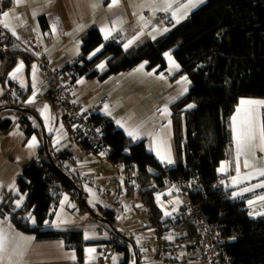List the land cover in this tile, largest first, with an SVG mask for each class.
Returning a JSON list of instances; mask_svg holds the SVG:
<instances>
[{
	"label": "trees",
	"instance_id": "1",
	"mask_svg": "<svg viewBox=\"0 0 264 264\" xmlns=\"http://www.w3.org/2000/svg\"><path fill=\"white\" fill-rule=\"evenodd\" d=\"M8 5L11 0H6ZM3 31L0 30V35ZM103 50L93 59L86 55L98 46ZM80 56L65 67L75 68L74 84L80 76L97 77L106 80L110 76L127 72L142 62L147 68H166L164 53L170 51L182 66L178 75L188 74L193 82L190 91L172 104L174 124V144L177 163L169 168V177L183 183L196 176L203 189L193 190L190 198L200 205L208 222L217 231L231 238L227 245L228 255L233 264H264V216L251 218L244 200L231 196L229 189L215 187L219 176L218 169L227 152L233 145L231 117L243 97L264 98V0H207L183 22L175 25L168 33L155 40H145L125 49L115 40L105 41L100 31L93 27L83 37ZM37 58L25 50L8 46L0 41V65L3 67L1 79L10 72L20 60L28 64ZM107 60L103 73L95 70L97 64ZM39 86V85H38ZM76 86H74L75 88ZM38 88V87H37ZM15 89V88H14ZM25 94V93H24ZM29 93L25 94L27 97ZM56 108L61 104L56 94L48 90L43 94ZM79 103V102H78ZM194 105L189 108L188 105ZM22 108H28L30 113ZM62 109V108H61ZM0 113L9 111L20 115V122L28 136L37 134L43 142V123L39 113L24 102L11 106H0ZM63 111V110H62ZM92 118L105 133L101 144L95 146L88 138L73 132L67 123L72 138L91 149L97 156L101 147H109L105 156L111 163L123 165L122 178H113L121 185L119 193L139 200L147 211L146 227L158 234L159 244L154 257L169 260L165 250L159 247L165 243L172 231L183 230L197 248L199 234L195 225L183 217L171 218L164 215L156 200V194L169 187L168 175L156 157L146 150L144 141L132 143L126 133L113 121L98 113ZM64 119V113H63ZM65 121V120H64ZM13 124L12 118L0 115V131L8 132ZM49 150L56 164L54 166L42 145L37 157L23 167L19 178L21 196L10 194L0 201V213L9 217L23 231L34 233L39 239H64L75 247L79 260L84 259L86 245L96 241L84 239L79 229H56L51 225L54 208L62 192L70 193L79 207L87 209L93 219L99 221L93 212L106 217L114 226L106 224L109 232L118 237L115 217L119 212L107 208L86 207L79 198L76 186L82 184L64 166V161L72 162L69 150L56 151L51 144V134L46 133ZM104 158V157H102ZM57 166L72 180L66 178ZM163 170L154 174L152 169ZM123 183V184H122ZM23 197V205L15 207V201ZM120 204L119 201H116ZM121 208V207H120ZM29 213L35 223L28 219ZM47 221V225L45 224ZM178 230V231H180ZM137 245L135 238H130ZM114 247L125 251L120 264H135L133 247L116 244ZM138 246V245H137ZM161 248V247H160ZM141 264L147 256L138 251ZM201 264V263H200Z\"/></svg>",
	"mask_w": 264,
	"mask_h": 264
},
{
	"label": "crops",
	"instance_id": "2",
	"mask_svg": "<svg viewBox=\"0 0 264 264\" xmlns=\"http://www.w3.org/2000/svg\"><path fill=\"white\" fill-rule=\"evenodd\" d=\"M206 1L204 0V3L190 9L187 17L179 23L186 20ZM165 2L166 0H120L118 7L110 9L111 0H19V3L16 0H11L5 7L6 0H0V30L3 31L0 41L3 40L8 46L25 50L34 55L36 48L43 47L50 66L64 67L80 56L83 37L93 27L100 31L104 39L101 28L105 25L111 27L114 21H122L115 25L116 30L112 32V35L104 40H115L122 43L123 47L129 40H134L131 45L133 46L145 40H155L168 33L175 25L179 24L172 19L171 12L181 10V6L188 0H167L172 3L173 7L168 11L160 10ZM93 3L97 7L93 8ZM4 12L10 13L8 18L3 17ZM141 17L143 20L140 19ZM5 19L9 23L8 28L4 27ZM168 20L172 22L168 24ZM53 24L57 26L55 33L52 32ZM78 26H81L79 30H77ZM164 29H168V31H163ZM13 30L15 35H13ZM136 37L138 39H134ZM97 48L88 53L86 58L89 59V56ZM102 50L103 47L91 59ZM167 53H170L173 60L180 66L178 70L170 71L169 61L164 55L166 60L164 69L156 67L150 70L147 68L148 62L145 61L130 71L114 74L106 80L83 75L78 78V81H83V83H77L73 92L84 111L110 118L118 128L126 133L132 143L144 141L146 150L152 153L161 165L173 167L177 163V155L171 106L190 91L193 82L188 74L178 75L182 66L170 51ZM21 62L24 64L23 70L18 74L17 79H12L9 74ZM101 63L105 65L103 69L98 67ZM142 64L144 65L143 70L137 72L136 70ZM17 65L5 75L4 79L0 77V106H11L24 102L39 113L46 133L51 134L52 147L56 151L69 150L72 153L73 161L66 160L63 164L73 176L79 179L89 205L95 209L101 207L119 212L114 223L117 230L126 231L131 236L133 235L138 244H144V250L141 252L147 258L141 264H200L197 260V248L192 246L193 240L180 238L186 235L180 229H178L180 231L173 230L170 235L173 238L166 239L165 243L160 246L161 248L159 247V249L165 250V256L169 257V260L153 256L157 252L159 238L158 234L145 225L147 218L145 207L134 197H126L123 193L116 196L114 194V188H121V185L113 178H122L123 165H115L106 157L97 158L91 149L72 138L70 129L63 119L62 109L59 106L52 107L43 93L37 92V87L42 80L38 58L34 57L29 64L25 60H20ZM32 65H37L35 77H33ZM2 69L3 67L0 65L1 75ZM106 69V59L95 67V70L100 73ZM148 73L153 74L147 75ZM183 77H187L188 82L177 83ZM33 84L36 85L35 88H33ZM185 87L188 90L181 95ZM24 93H29V95L25 97ZM34 93V102L27 103ZM242 99L264 101V98L257 97H243L240 101ZM240 101L237 107L240 106ZM45 105H47V111L42 115ZM105 105L108 106L110 115L106 113ZM165 106H167L170 115H161L159 110L164 109ZM235 113L236 110L233 115ZM0 115L3 118L13 119V124L8 132L0 131V201H2L10 194L18 193L23 196L19 186V178L23 176V167L38 156L43 142L37 134L30 136L26 134L19 114H12L5 110ZM258 116L259 122L264 123V106L258 108ZM117 121H120L124 126L121 127ZM131 129L138 130V138L133 139L128 135L127 130ZM34 136L37 143L34 147H29V142ZM157 140L163 141V144L159 145L161 150L170 148L173 164L161 162L157 156ZM57 141L59 142L57 143ZM229 153V158L223 160L221 164H226V171L223 173L228 174L226 188L231 194L239 193L244 188L264 182V177L253 173L252 179L233 185L232 177L237 175L234 141ZM245 159H248L256 167H264V151H261L258 135L254 144L247 150V155L239 157L241 177L253 171V169L243 167ZM168 188L156 194V200L159 197L157 202L160 207L163 205L161 207L163 212H171V215L167 217H183L181 212L183 203L187 200L186 197L166 200L163 196ZM261 195H264V188H255L253 191L244 192L235 198L245 201L248 213L264 212V201H259L251 207L248 205V200H255L257 196ZM65 197H67V201H64ZM61 201L64 203L61 204ZM116 201H119L120 204H117ZM143 210L144 218L137 214L138 211L143 212ZM250 217L257 218L260 215H250ZM61 219L65 222L61 223L59 228L53 226L54 228L79 229L83 236L87 234L90 237L87 239L88 241H96L85 246L82 261L79 260L77 249L68 245L64 239H39L34 233L21 230L9 217L0 213V230L9 238L6 250L0 253V264H120L123 261L125 251L115 248V243H112L116 236L109 232L106 224L103 225L93 219L87 209L79 207L78 201L74 200L68 192L61 193L54 208L51 225L60 223ZM88 248H94L95 252L89 254L86 251Z\"/></svg>",
	"mask_w": 264,
	"mask_h": 264
},
{
	"label": "built area",
	"instance_id": "3",
	"mask_svg": "<svg viewBox=\"0 0 264 264\" xmlns=\"http://www.w3.org/2000/svg\"><path fill=\"white\" fill-rule=\"evenodd\" d=\"M172 21L168 20L170 24ZM35 55L39 60V67L42 72V80L37 88V92L45 93L48 90L53 91L64 113V120L69 123L73 132H77L82 138H88L95 146L101 144L105 133L102 127L97 125L92 118L93 113L84 111L78 103L77 97L73 92L74 76L76 75L75 68L50 66L48 56L43 47L35 49ZM78 81V79H77ZM77 81H75L77 83ZM109 147H101L99 157H105ZM230 153L225 154V159L229 158ZM165 174L168 175L169 188L163 196L166 200H173L178 197H186V201L182 206V214L186 219L195 225L198 239V257L201 264H233L232 258L228 255L227 245L231 238L217 231L208 222L206 214L201 209L200 205L193 202L190 198V193L193 190L203 189L196 176H193L188 183H183L177 179L169 177V168L164 167ZM154 174H161L163 170L153 168ZM228 174L220 173L216 181L217 189H227ZM170 193V194H169ZM232 196V194H231Z\"/></svg>",
	"mask_w": 264,
	"mask_h": 264
},
{
	"label": "snow or ice",
	"instance_id": "4",
	"mask_svg": "<svg viewBox=\"0 0 264 264\" xmlns=\"http://www.w3.org/2000/svg\"><path fill=\"white\" fill-rule=\"evenodd\" d=\"M17 3H19V0H16ZM120 3V0H111V3L109 4V8H113V7H118ZM204 3V0H188L187 3L183 4L181 6V10H177V11H172L171 12V17L173 20L176 21V23H179L182 19L186 18L188 15V11L190 9H194L196 8L199 4ZM92 7L95 8L97 7V5L95 3L92 4ZM173 7L172 3L170 2H165V4L162 6V8L160 10L163 11H168L169 9H171ZM10 15L9 12H4L3 13V17L8 18ZM141 20H143V17L140 18ZM117 23H122V21H114L112 26H108L105 25L103 28H101V32L103 33L104 39L107 40L111 35L112 32L116 30L115 25ZM4 27L8 28L9 27V23L7 22V19H5V21H3ZM81 26H78V29ZM57 31V26L56 24L52 25V32L55 33ZM163 31H168V29H164ZM13 35H15V31L13 30ZM134 39H138V37L134 38ZM153 39H155V37H153ZM134 40H129L125 45V49L129 48L132 44H133ZM103 47V45L100 46V48H97L90 56L89 59H91L92 56H94L97 52H99L101 50V48ZM165 57L168 59L169 64H170V71L172 69H179V65L173 60L172 56L170 55V53H164ZM104 64L101 63L100 65H98V67L100 69L104 68ZM144 65H140V67L136 70L137 72H140L143 70ZM24 68V64L23 62H21L19 65H17V67L15 68V70L10 73L9 75L11 76L12 79H17L18 74L23 70ZM32 69H33V77H35V73L37 70V65H32ZM153 73H148L147 75H152ZM161 79H163V76H161ZM187 83V77H183L181 81H177V83ZM77 83H83V81H77ZM36 85L33 84V88H35ZM187 87H185L183 89V92L181 93V95H183L184 92H187ZM35 100V93L33 94V96L27 101V103H33ZM264 106V101H256V100H241L240 101V106L237 107L236 109V113L235 115H233L231 117V127H232V134H233V141L235 143V147H236V157H237V161H236V172L237 175L232 177V184L233 185H238L240 183H243L244 180H249L253 178V173H255V175L259 176V177H264V167H256L253 164H251L249 162L248 159H245L243 162V167L245 169H253V171L246 173L243 177H241L240 175V162H239V157L241 155H247V150L250 148V146H252L254 144V142L257 139V135L259 136V140H260V147H261V151H264V123H260L259 122V116H258V108ZM189 108L194 107V105H188ZM47 111V105H45L44 110L42 111V115ZM105 111L106 113H108L110 115V112H108V106L105 105ZM161 111V115H170V113L167 110V106L164 107V109L159 110ZM47 119V117H46ZM118 124H120L121 127H123L124 125L121 124L120 121H117ZM170 123V122H169ZM51 130V129H49ZM137 129H131V130H127V133L130 137H132L133 139L138 138L137 137ZM59 141H57L58 143ZM37 141H36V137L34 136L32 138V140L29 142V147H34L36 145ZM156 143L158 144V148H157V156L160 158L161 162L164 163L166 162L167 164H173L174 161L171 157V151L170 148H164L163 150L160 149L159 145L163 144V141L161 140H157ZM218 171H220L221 173L226 171V164L222 163L220 168L218 169ZM14 187V186H13ZM255 188H264V182H261L257 185H254L250 188H244L242 189L241 192H233L232 193V197L235 198L239 195H242L244 192H249V191H253ZM170 194V193H169ZM23 197H20V199L15 201V207L16 208H20L23 205ZM157 200L159 201V197H157ZM64 201H67V197L64 198ZM64 201H61V204L64 203ZM259 201H264V195L261 196H257L255 200H248V205L249 207H251L253 204L259 202ZM177 203H179V201H177ZM161 207H163V205H161ZM173 211H175V209H173ZM165 216H170L171 212L165 211L164 212ZM249 215H260V216H264V212H250ZM28 219H30L32 221V223H35V218L31 216V214L29 213ZM65 221L63 219L60 220V223H55L52 226L59 228L61 223H64ZM47 221H45V224L47 225ZM90 237L85 234L84 239L87 240ZM173 237L169 236L166 237V239L171 240ZM9 244V238L7 236V234H5L2 230H0V253L4 252L7 248ZM86 251L91 254L95 252L94 248H88L86 249ZM74 258V257H73Z\"/></svg>",
	"mask_w": 264,
	"mask_h": 264
},
{
	"label": "water",
	"instance_id": "5",
	"mask_svg": "<svg viewBox=\"0 0 264 264\" xmlns=\"http://www.w3.org/2000/svg\"><path fill=\"white\" fill-rule=\"evenodd\" d=\"M23 111L25 112H28L30 113V110L28 108H22ZM1 111V110H0ZM43 147L49 157V160L50 162L56 166L53 158H52V155L50 153V150H49V143H48V138H47V135H46V131L45 129H43ZM57 168L61 171V173L66 177V178H69L70 180H72L62 169H60L58 166ZM73 181V180H72ZM76 189L78 191V194H79V198L80 200L82 201V203L86 206V207H90L89 203H88V200H87V197L86 195L83 194V191L80 187L76 186ZM93 215L101 222H104L106 224H108L111 228H113L114 226L111 224V222L106 218V217H103L102 215H100L99 213H96V212H93ZM115 232L117 235L123 237V240L124 241H127V242H130L132 247H133V251H134V254H135V264H139V261H140V257H139V253H138V248L136 246V244L132 241V239H130L129 237L127 236H124L119 230H116L115 229Z\"/></svg>",
	"mask_w": 264,
	"mask_h": 264
},
{
	"label": "rangeland",
	"instance_id": "6",
	"mask_svg": "<svg viewBox=\"0 0 264 264\" xmlns=\"http://www.w3.org/2000/svg\"><path fill=\"white\" fill-rule=\"evenodd\" d=\"M223 160H226L225 159V157L223 158ZM115 189V192H114V194H115V196L118 194V188H114ZM138 216L139 217H142V218H144L143 216L145 215V213H144V210H143V212L142 211H138ZM144 228V227H143ZM146 228V227H145ZM153 230V229H152ZM154 231V230H153ZM125 232V233H124ZM155 232V231H154ZM124 236H127V237H129V238H131L132 236L129 234V233H127L126 231H123V232H121ZM138 239H141V238H138ZM116 240L118 241V245H120L121 243H125L126 244V246H128L129 247V244L128 243H126L124 240H123V237H121V236H119L118 235V237L116 238ZM137 243V242H136ZM140 244V243H139ZM139 244L137 243V248H138V251L140 250V253H142L141 252V250H144V244L143 243H141L140 244V246H139ZM163 244V243H162ZM151 249V248H150ZM160 250V249H159ZM150 251H152V250H150ZM143 253H144V251H143Z\"/></svg>",
	"mask_w": 264,
	"mask_h": 264
}]
</instances>
